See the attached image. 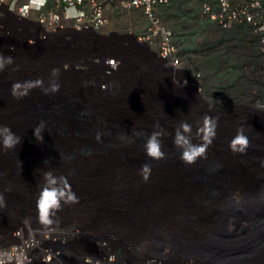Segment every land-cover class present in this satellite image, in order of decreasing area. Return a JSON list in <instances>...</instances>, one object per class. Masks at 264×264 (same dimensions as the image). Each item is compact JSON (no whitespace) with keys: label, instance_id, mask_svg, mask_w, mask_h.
<instances>
[{"label":"rangeland","instance_id":"rangeland-1","mask_svg":"<svg viewBox=\"0 0 264 264\" xmlns=\"http://www.w3.org/2000/svg\"><path fill=\"white\" fill-rule=\"evenodd\" d=\"M109 16L110 22L105 29V33L107 34L126 35L129 32H140L147 26V19L142 10H115L111 11ZM173 19L175 21L177 20L175 14L173 15ZM12 45L14 48L10 50ZM140 53L146 55L151 65L150 68L146 67L143 63H135V65L131 67L132 75H130L131 73L129 75L125 74L126 72L121 75L118 74L116 76L118 79L116 84L112 86L108 92L103 93L98 91L94 85L91 84V80H93L91 75L89 76V74H82L79 72H68L65 70L63 65L66 55L63 46L61 47L60 44L40 47L37 51H33L23 46L18 36L2 37L0 35V55L5 58L11 56L13 60L11 64L5 66L3 71H0V93L4 94L2 95L3 97H14L12 91L13 85L16 83L21 84L22 88L20 90L23 91L29 82H34L36 80L42 79L44 87H49L52 82L57 83V79L67 80L70 84H59V89H61V91H58V93L45 94L40 87H33L28 91L27 95L19 99L24 100V107H26L25 110L27 112L34 114H54L55 117L59 116L66 125L69 124L74 132L82 131L85 134L93 136V139H96L97 133H100V140L105 138L110 139L113 146H116L119 139L124 136L133 137L139 145H144L148 136L153 131H159L161 129L165 131V128H168L171 134L161 138L163 151H165L168 145L174 146L173 136L175 129L179 127V116H176V110L184 114H191L189 105L192 106L193 103L198 107L197 113L193 114L195 118L187 116L188 121L192 122L193 118L196 120L195 124L192 125V130L195 133H192V136L197 135L198 129L207 116L217 123L216 132L221 133L216 134L221 135V139H219L220 145H224L223 139L227 136L234 137L237 129L243 128L244 134L248 137L250 142L248 148H253V146H255L258 130L260 127L264 126V112L261 114L260 112H251V110L244 108V105L257 108L256 98H258V96H252V91L250 89L252 86L251 83L246 80L245 75L239 81L240 87L243 88L242 93L236 92L234 89L218 90L212 86V88H205L201 94L194 90L195 95L192 96L191 89L187 90L186 88L184 90L181 85H176L174 81H172L174 79L172 78L171 80V78L166 75L162 64L151 55L148 56L149 54L145 49H141ZM34 62L40 65H31ZM37 67L42 70L38 72V70H36ZM54 68L60 70L58 78L52 76V70ZM24 69L34 72L31 74L29 73L30 75L24 74L22 75L23 78L19 79V82L16 81L14 74L16 72L19 73V70L23 72ZM47 69H51L49 73ZM45 77L46 80H50L51 83H49V81L46 82ZM124 77H127L126 81H129L127 82V86L135 90L127 93L122 92L121 89L124 86H120L119 84ZM260 77L261 75H258V79H260ZM165 78H168V80ZM60 81L63 82V80ZM139 88L140 90H138ZM141 88L145 93L141 92ZM260 88L262 89V94H264V85L260 86ZM222 91L225 92L221 93ZM86 94L92 95V97L83 101V96L85 98L87 96ZM68 95H71L72 98H67ZM233 96L236 99L233 98ZM96 97L100 98V100ZM254 97L256 98L254 99ZM261 97L263 101V96ZM187 98H191V100L188 101ZM254 100L256 103H252ZM186 101L192 103L188 104ZM99 102L101 108L96 109ZM183 103L187 106L185 110H182L180 106L183 105ZM171 105H173L172 108H170ZM177 105L180 108H177ZM120 106L126 107L127 111L119 114L118 109ZM82 107L86 108L83 112ZM222 110H231L228 112L236 113V115L228 114V112L223 113ZM251 113H254L252 118H258L260 115L262 116L260 120L250 122L252 121L249 117ZM127 121L131 123H127ZM136 133H140L141 135H136ZM50 134H54V129L50 130ZM222 146L211 150L208 156L220 157L231 153L223 151ZM251 153L254 154L252 150L250 151V154ZM7 155L15 160L13 149H11ZM145 156L149 159L146 154ZM91 160L88 149L84 147L80 149L79 158L68 164V166L76 171L78 181L101 179L99 177L84 178L85 166ZM9 162L11 166L12 164H16V161ZM38 163L39 162H34L33 166L38 168ZM74 178L75 177H71L69 179L71 183L68 179L66 180L71 185ZM33 187L36 186L33 185ZM71 189L79 198V202L81 204H87V206L79 207V209L83 208V210L75 211L72 215L66 216L63 219L56 220L54 218L55 222L53 224H66L71 222L77 225H86L96 230L101 235L114 234L121 240L117 245V248L119 247L120 250L123 246H127L126 244H128V246H134V248H140L141 250L150 247L152 244H156L159 247H163L166 251L175 252L176 258L174 261L176 262L192 259L198 264H264V224H261L259 220L260 202L264 198V170H258L253 174L245 175L239 182L238 189L245 196V201L241 208L234 205H223L213 202L201 204V211L205 214L210 225L228 228L231 230L232 235L237 231L236 234L242 235L243 239H245L240 243L243 246H238L240 248L249 246L251 247L250 249H252L251 251L243 252L242 254L238 253L237 255L235 241L239 240V237L237 239L233 238L234 243L230 246L221 241L203 238L197 247H191L192 251L195 253L204 255V260H206L203 263L202 261L200 262L197 257H193V252H189L190 247L183 244L181 245L174 235L172 237L165 233H148L149 230H147V225L142 223V229L145 231H140L141 228L136 230L137 222L134 214L130 210L125 211L124 209L127 205V200H123L121 204L123 207H117L118 205L116 203L118 201L113 204L106 193L103 194L101 191H83V189H75V185H71ZM25 190L26 191H11L12 193L7 194L5 198L6 201L11 202L13 210L6 209L2 211L1 218L4 221L0 223V245L9 242L7 234L10 232L11 226H20L19 224L22 221L28 220L36 224H41L38 219L37 211V199L40 189L36 191H33L34 189L32 188ZM127 198L135 201L129 203L133 209L135 208L137 210H139V205L143 204L147 199L145 194L142 193H130L127 195ZM89 203L92 208L88 207ZM24 209L27 211L22 213V215L21 211ZM98 209L107 212V215H109L108 220H110V217H120L118 214L125 218H129L128 226L123 227L120 225V227H117L102 222H92L88 223L90 226L87 225V217L84 218L86 213L97 214L96 212ZM156 213L159 220H161L162 217L166 218L164 220H168L166 221V225L169 224L171 227L179 229V226L182 224L179 210L167 209L163 214L159 213L158 210L156 212L153 210L152 214L149 216L152 215L153 218ZM176 231L180 233L179 230ZM71 253L73 258L79 262L80 255L75 251H71ZM239 257H242L240 261Z\"/></svg>","mask_w":264,"mask_h":264},{"label":"built area","instance_id":"built-area-1","mask_svg":"<svg viewBox=\"0 0 264 264\" xmlns=\"http://www.w3.org/2000/svg\"><path fill=\"white\" fill-rule=\"evenodd\" d=\"M175 1L0 0V35L18 36L23 46L33 51L60 44L66 55L65 70L91 75V84L104 93L124 64L122 52L143 48L162 64L171 80L180 81L184 90L193 89L201 94L205 87L202 73L190 72L175 29L158 13L159 6ZM200 1L202 15L222 29L246 24L257 37L255 48L243 51L242 56L252 96H258L254 97L257 108H244L263 114L264 94L260 86L264 85V0H218L217 7L211 0ZM115 10H142L146 28L126 35L105 33L109 14ZM112 63L118 67L113 69ZM228 111L231 110H222ZM7 237L9 242L0 245L3 264H198L192 259L176 262L175 252L156 244L143 250L126 244L120 250L117 245L121 240L114 234L101 235L86 225L71 222L44 226L28 220ZM71 251L80 255L79 262Z\"/></svg>","mask_w":264,"mask_h":264},{"label":"bare ground","instance_id":"bare-ground-1","mask_svg":"<svg viewBox=\"0 0 264 264\" xmlns=\"http://www.w3.org/2000/svg\"><path fill=\"white\" fill-rule=\"evenodd\" d=\"M31 65L40 64L34 62ZM36 70L39 72L42 69L37 67ZM50 70L47 69V72L49 73ZM32 72L34 71L28 69H24L23 72L19 70V73L16 72L14 76L16 81L19 82V79L23 78L22 75H30ZM116 79L115 76L110 82V88L116 84L118 81ZM165 79L168 80V78ZM60 80H63V82ZM45 81L48 82L46 77ZM56 81L58 84H70L64 79H57ZM93 85L99 91L97 86ZM2 95L4 94L0 93V126H7L13 133L22 137L21 144L13 149L15 160L7 155L11 150L4 151L2 145H0V193L3 194L4 198L7 194L12 193L11 191H26L25 189L29 188L34 189L33 191L41 189L44 184V173L52 171L54 175L64 176L68 180L75 177L71 184L75 185V189L106 193L113 204L118 201L116 203L117 207H123L121 206L123 200H127L124 209L125 211L130 210L134 214L137 222L136 230L141 228L140 231H145L142 229V223L147 225L148 233H165L172 237L174 235L181 245L190 247L189 252H193V257H197L202 263L206 260H204V255L195 253L192 248L197 247L203 238L221 241L229 246L233 245L231 230L210 225L205 214L201 211V204L213 202L234 205L239 208L243 206L245 196L238 189L239 182L245 175L264 170V126L258 130L255 146L248 148L246 153L240 154L231 151L229 143L233 136H227L223 139V146L220 145V141H215L210 148H207L206 159L198 158L196 163L189 165L181 161V152L177 147L168 145L164 151V159H148L145 156L144 145H139L133 137L118 138L119 142L116 146H113L110 139L105 138L98 141L82 131L74 132L69 124L66 125L59 116L55 117L54 114L27 112L23 99L3 97ZM86 95L85 98L83 96V101L92 97V95ZM67 98H72V96L68 95ZM98 99L100 100V98ZM187 99L188 101L191 100V98ZM187 103L191 104L192 102ZM180 106L182 110L187 109L184 103ZM172 107L173 105L170 106V108ZM176 107L180 108L178 105ZM100 108L101 104L99 102L96 109ZM189 108L191 114L182 115L186 118L187 116L195 118L193 114L197 113L198 107L192 103ZM126 111L124 106H120L118 109L119 114ZM251 112L255 111L252 110ZM253 114L251 113L249 116L252 120L250 122L260 120L262 115L258 118H252ZM41 121L45 122V130L42 133L44 139L43 142H38L34 137V129L32 128H35ZM185 122L193 125L191 121ZM127 123L131 122L127 121ZM163 123L166 125L164 121ZM52 129H54V134H50ZM168 130V128H165V132L168 133L167 136L171 134ZM192 133H194L193 130ZM197 135L192 136V141L199 144L201 139L199 133ZM79 141L83 142V147L88 149L92 159L85 166L84 178L99 177L101 179L78 181L76 171L68 166L70 162L79 158L81 149ZM221 146L223 151L231 153L220 157L208 156L211 150ZM251 150L254 154H250ZM9 161H16V164H12V166L14 165L12 167ZM34 162H39V169L33 166ZM145 163L151 166V173L147 181L143 180L141 176V166ZM69 181L71 183V180ZM33 185L36 187H33ZM130 193H142L147 197L146 201L139 205V210L133 209L130 205L129 202H135L127 198ZM83 206H87V204L79 202L72 205H63L62 210L57 213L55 219L60 220L72 215L75 211H82L83 208L79 209V207ZM88 207L92 208L90 203ZM6 209L13 210L11 202L6 201V207L0 208V223L4 221L1 214ZM167 209L180 211L182 224L179 229L171 227L169 224L166 225L168 220H164L165 217L161 219L160 216L161 220H159L157 213L153 218L152 215L149 216L153 210L155 212L158 210L159 213L163 214ZM96 213H86L84 218L87 217V225L92 222H102L117 227H120V225L123 227L128 226L129 218L118 214L120 217H110V220H108L109 215H107V212L98 209ZM259 220L261 224H264V198L260 202ZM176 230H179L180 233Z\"/></svg>","mask_w":264,"mask_h":264},{"label":"clouds","instance_id":"clouds-1","mask_svg":"<svg viewBox=\"0 0 264 264\" xmlns=\"http://www.w3.org/2000/svg\"><path fill=\"white\" fill-rule=\"evenodd\" d=\"M10 50H12L10 48ZM13 62L12 57L7 58L0 55V71H3L7 64ZM111 63V62H110ZM113 69L118 65L112 63ZM179 70V69H178ZM60 70L54 68L52 76H59ZM176 85H180V81L174 80ZM186 83V81L184 82ZM33 87H40L45 94L55 93L59 91V84L52 82L49 87H44L42 80L29 82L27 86L21 91V84L13 85L12 95L15 98H21L28 94V91ZM159 127V126H157ZM217 123L210 117H205L202 125L198 129L201 143L196 144L192 142V125L188 122H181L179 127L175 129L173 136V144L180 149V159L185 164H194L198 158H207V148L213 143L216 136ZM45 130V122L41 121L34 128V137L38 142H43V131ZM164 130L153 131L147 138L144 148L145 154L153 160H161L165 158V152L162 150V137L167 135ZM136 135H141L136 133ZM101 134L97 133L96 139L99 141ZM22 137L16 135L7 126H0V145L4 151L15 149L17 145L21 144ZM249 139L244 134L243 128H238L236 135L229 143V148L234 153L244 154L249 147ZM48 162V161H47ZM151 173V166L147 163L141 166L142 179L147 181ZM44 184L40 189L37 199V211L39 222L44 226L52 225L57 213L62 210L63 205H72L79 203V198L71 189V185L67 182L64 176H56L52 171H46L43 176ZM6 207V201L2 193H0V208ZM0 264H3L0 261Z\"/></svg>","mask_w":264,"mask_h":264},{"label":"crops","instance_id":"crops-1","mask_svg":"<svg viewBox=\"0 0 264 264\" xmlns=\"http://www.w3.org/2000/svg\"><path fill=\"white\" fill-rule=\"evenodd\" d=\"M211 1L216 7L218 6V0ZM173 5L159 7L162 19L167 25L175 29L177 41L190 72L192 74L202 73L204 89L209 86L207 84L209 78L203 73L200 64L205 62L207 57L212 59L218 55H223L225 58L230 56L233 61L238 62L244 68L242 64L243 51L248 48H255L258 44L257 37H254L248 25L237 24L229 30L222 29L215 22L202 15L200 0H177L176 4ZM174 14L177 16L176 21L173 19ZM140 50V48H135L122 52L124 64L121 68L125 67L128 75L135 63H143L148 68L151 66L146 55L141 54ZM126 80L127 77H124L119 85L124 86ZM48 81L50 82V80ZM79 147L84 148L82 141H79Z\"/></svg>","mask_w":264,"mask_h":264},{"label":"trees","instance_id":"trees-1","mask_svg":"<svg viewBox=\"0 0 264 264\" xmlns=\"http://www.w3.org/2000/svg\"><path fill=\"white\" fill-rule=\"evenodd\" d=\"M173 4H176V1L171 5L174 6ZM158 13L162 18L159 8ZM200 68L209 78L207 81V84L209 85L208 88H212L215 83L214 88L218 90L234 89L236 92L242 93L243 88L240 87L239 81L244 76V68H242L238 62L233 61L230 56L225 58L223 55H218L214 56L212 59L207 57V60L200 64ZM218 81L220 82L217 83ZM223 92L225 91H222L221 93ZM233 98L235 97L233 96Z\"/></svg>","mask_w":264,"mask_h":264},{"label":"water","instance_id":"water-1","mask_svg":"<svg viewBox=\"0 0 264 264\" xmlns=\"http://www.w3.org/2000/svg\"><path fill=\"white\" fill-rule=\"evenodd\" d=\"M127 71V69L124 67L123 69L121 68V70L119 71V75H121V74H123L124 72H126ZM128 72H126L125 74H127ZM130 73H132V71H131V69H130ZM121 79V78H120ZM127 82H129V81H126V83H125V85H124V87L121 89L122 90V92L123 93H127V92H132V90H135V89H132V87H130V86H127ZM138 90H140V88L138 89ZM192 91V96H194L195 94H194V90H191ZM141 92L142 93H145V91L144 90H142V88H141ZM148 92V91H147ZM86 108L85 107H82V112H83V110H85ZM177 112H175V114H176V116H179V120H178V125H180V123L181 122H185V121H188V118H186L185 116H183L182 114H184V113H182L181 111H179V110H176ZM83 115V114H82ZM195 122H196V120L193 118L192 119V123H193V125L195 124ZM218 132H216V134H217ZM218 134H221L220 132L218 133ZM219 139H221V135H216L215 136V138H214V142L215 141H219ZM27 210L26 209H24V210H22L21 211V214L22 213H25ZM23 215V214H22ZM22 221V220H21ZM23 222H25V221H22L19 225H21ZM16 227H18V225H14V226H11L10 228H11V230H13L14 228H16ZM10 230V231H11ZM237 232V231H236ZM236 232H235V234H233L231 237H233V238H235V239H237L238 237H239V240H236L235 242H236V245H235V250H236V252H237V255H238V253L240 254H242L243 252H247V251H251L252 249H250L251 247H247V246H244V247H242V248H240L238 245H240V246H243V245H241L240 243L241 242H243V240H245V239H243V237H242V235H240V234H236ZM228 240V239H227ZM229 242V241H228ZM241 258L242 257H239V261L241 260Z\"/></svg>","mask_w":264,"mask_h":264}]
</instances>
